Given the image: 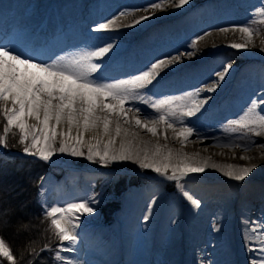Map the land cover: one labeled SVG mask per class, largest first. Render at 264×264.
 Instances as JSON below:
<instances>
[{
  "label": "bare ground",
  "instance_id": "1",
  "mask_svg": "<svg viewBox=\"0 0 264 264\" xmlns=\"http://www.w3.org/2000/svg\"><path fill=\"white\" fill-rule=\"evenodd\" d=\"M156 1L144 0L147 2L141 6L144 8L138 9L140 2L127 5L125 0H0V47L38 62L44 60L53 50L85 40L82 28L100 19L103 25H108L107 29L111 33H138L140 40L133 48L136 55L130 57L131 61L143 58L144 62L148 61L152 65L164 60L166 63L161 67L169 66L175 71L184 69L191 60L200 63L198 67L192 68L193 72L185 69L177 76L180 78L177 82L179 88L191 86L190 100H206L196 113L200 121L213 112L218 116H238L253 100L264 107V51L261 50L264 49V41L259 40V33L253 31L249 42L248 37L238 31L243 28L242 22L245 19L239 17L243 8L254 4V0H190L180 8L172 6L177 0H159L157 3L164 7L163 10L146 7L148 4H157L154 3ZM193 2L197 3L195 7ZM144 16L150 18L142 20L140 24L135 23ZM160 16L169 19H158ZM173 19L177 20L165 23ZM224 29L228 31H223ZM183 32H188L195 42L185 53L178 52L167 43L171 37L179 41ZM19 33L29 44V48L23 51L8 47L10 41ZM150 39H154V42H149ZM233 43L247 44L246 49L240 50L256 56L261 65L244 63L239 70H228L224 80L219 81L218 74L226 68L221 54L235 49L229 46ZM109 46L108 53L93 60L101 62L105 58L121 57L132 52V48L116 45L111 39L97 44L94 51ZM178 55V61L168 63L172 57ZM250 67L255 68V72L243 73ZM214 83H217L216 90L207 91ZM197 90L199 96L193 97L192 94ZM225 94L230 95L231 100L224 105L222 112L215 110ZM109 100L105 99L104 103H115ZM5 103L11 108L10 101ZM124 108H131L132 111H125L118 118L110 116L112 123L108 136L103 134L100 125L83 134V144L86 147H95L96 140L99 139V146L104 147L110 139H115V143L110 146L118 147V154L123 151L132 157L118 160L119 162L130 163L135 168H142L141 161L162 168L168 165L166 174L156 172L165 178L172 175L168 171H172L173 167L203 166L205 170L187 173L179 181L183 186H178L179 201L172 194L165 197V192L155 190L145 193L141 198L128 196L127 204L137 205L119 211L122 216L130 217L131 221L128 233L120 240L119 245H107L104 240L87 231L79 241L75 240L72 244L67 242L65 247L72 251H63V257L66 258L62 264H138L136 258L144 253L150 258L158 255L172 264H259L264 260V253L261 252L264 249V134H251L250 139L242 141L241 145L251 146L245 153L237 146L229 149L216 145L218 142L230 146L235 143L234 140L215 137L210 142L206 138H197L195 128L193 135L184 140L179 135L184 128L180 121L173 123L175 132L165 124H149V127L155 126L157 129V135L154 136L145 128H138L135 119L145 123L156 118L138 108ZM97 114L104 116L108 113L97 109ZM125 116L128 123H125ZM22 119L29 126L42 127L35 119ZM54 123L50 121V124ZM117 123L121 127L119 137L115 136ZM193 126L194 123L185 125L191 128ZM56 130L61 134L66 132L67 123L62 122ZM125 130L127 135L124 134ZM71 135L73 139L65 140L63 135H57L56 138L67 143L69 147H79L75 143L76 127L72 128ZM51 162L63 164L71 171L78 170L62 160ZM241 168L252 169L243 181H237L226 174L229 171L235 174ZM196 186H201V189L196 190ZM185 192L198 201L199 207L192 204L184 195ZM50 200L51 198L48 199ZM209 220H213L214 227L206 229L205 224ZM88 222V219L83 220L85 230L91 225ZM68 227L73 235L76 234L72 222Z\"/></svg>",
  "mask_w": 264,
  "mask_h": 264
},
{
  "label": "rangeland",
  "instance_id": "2",
  "mask_svg": "<svg viewBox=\"0 0 264 264\" xmlns=\"http://www.w3.org/2000/svg\"><path fill=\"white\" fill-rule=\"evenodd\" d=\"M158 1L159 0L154 3H157ZM143 2L144 0H125V4L127 5L139 3L140 6L137 7L138 9L144 8L141 6L147 2ZM217 2H221V0H217ZM204 3H207V1ZM196 5L197 3L193 2V6L195 7ZM146 7L152 9V5L150 4H148V6L146 5ZM163 9L164 7H162V10ZM243 9V13L239 16L245 18L242 22L243 27H248L254 32L259 33V40L264 41V23L260 22L264 20V15H261V11L264 10V0H254V4H249ZM158 19L167 20L169 18L160 16ZM177 19H173L170 22L165 23H172ZM100 22V19L96 21L94 20L82 28V31L85 33V40L73 42L67 47H61L57 50H53V52L48 54L44 60H38V62L45 64L55 62L64 63L74 58L86 56L88 53L95 50L97 44L111 39L116 45L130 49L132 48V52L121 57L115 56L109 59L105 58V61L100 60L101 62H97L93 60V58L91 60L82 61L81 67L86 72L90 71V64H98L97 70L91 73L89 79L96 80L99 83H114V81L130 79L136 75L142 74L144 71L151 70V64L148 61L144 62V60H142L143 58L135 59V61H131L130 59L131 56L136 55L133 48L139 43L140 38L137 36L138 33H133L132 35L129 33L125 34V32L111 33L108 29L98 31L97 29L103 25V22ZM152 38L154 37L152 36ZM189 38L190 35L188 32H183L179 41H177L176 38L171 37L168 39L167 43L176 48L178 52L185 53L189 50V46L191 47L195 45V42L192 40L193 37L191 36V38ZM149 42H154V39H150ZM8 47L23 51L29 48V44L28 40L19 33L16 34V36L10 41ZM241 52L242 51L240 49H229L225 51L221 54L222 62L225 66L231 64V69L236 70H239L244 63H248V65L251 63L253 65H261V62L258 58H256V56ZM251 59L254 61H251ZM199 65L200 63L198 61L191 60L188 61V64H186L184 69L181 71H175L174 68L169 66L160 67L157 69L158 75L154 76L152 83L146 88L136 90L134 93L135 99L130 97L129 101L125 103L124 106L126 108H138L142 112H146L152 117L157 118L160 113H157L151 105L158 100H170L173 102L170 107L176 110V116L169 117L170 122L176 123L180 121L182 122L180 125L183 127H185V125L187 126L188 123H194L195 126L192 128H195L194 131L198 133L197 138H206L210 142L211 138L215 139V137L222 140H234L235 143L230 146H225L224 144L218 142H216V145L219 148L227 147L229 149H234V146H237L242 152H248L251 146L241 145V143L242 141L251 138V132L246 129L239 128L232 122L240 118L250 104L247 105L248 107L245 106L243 108V112L238 116H231L227 114L224 116H218L216 112H213L206 115L204 119L200 121L197 115L191 117L182 115V110H186V107H190L193 99L190 100L191 86L179 88L177 86V82L180 78L177 76H179L180 72L185 71V69L192 70V68H196ZM254 69L255 68L253 67L247 68L243 71V73L251 74L255 72ZM230 100L231 96L225 94L222 98H220L216 108L214 109H219V111L222 112L221 109H223L224 105ZM3 104L4 102H0V118L4 120L5 124L3 133L0 137L5 138V143H0V153L3 152L4 154H8L10 156L19 155V157L22 156L23 158L39 159L38 157L25 154L24 148L31 145L32 136L29 135L24 144L19 142L22 135L20 129L15 126L8 127L7 120L2 111ZM168 108L169 106H165V109L162 111H167ZM111 116L118 118V115L115 113L111 114ZM6 127H8L7 133L5 132ZM36 135H40V133H36ZM61 141L62 140L59 138H56L54 147L57 151L50 160L44 161L50 165V168L42 176L41 181L39 182L38 197L46 213L52 207L67 208L68 205L73 203H84L93 209L91 214L81 212H75L73 214L72 224L75 225L76 228V234L74 233L76 241H79L81 237H84L85 232L88 231V233L90 232L92 235L99 237L100 240H104L107 245H111L112 247L114 245H119L120 240H122V238L128 233V228L131 222L130 217L126 218L122 216L119 211L126 207L131 209L137 205L127 204L126 199L130 195L135 198H141L145 196V193L155 190L156 192H165V197L172 194L176 196L177 201L180 199L177 182L169 180L165 178V176L161 177L153 171V169L135 168L130 163L125 164L119 162L118 160L109 159L104 162L100 160L99 156L95 155L92 160H89L87 158L89 155V147H86L85 144L79 146L81 151L84 153L83 156H72L68 152L61 153L58 151L59 146L63 143ZM10 142L14 145L21 146L22 150L20 151L9 148L8 143ZM98 149L101 154L106 150L105 146H99ZM96 150L97 148L94 147L93 152ZM107 151L109 152V157L114 154L118 155V147L109 146ZM54 160H62L64 163L67 162L76 167L78 170L71 171L65 168L66 166L63 164L52 163L51 161ZM168 172L171 173L172 171L169 170ZM196 187V190L201 189V186ZM49 198H51L50 201H48ZM84 219H88V223H91L88 228L89 230H85L83 228ZM212 222L213 220H209V222L205 224V228L210 229L212 226L214 227ZM66 244L67 241H64L63 243L60 242L58 249L55 251V264H62L63 262V260L55 259L57 252H59V255L63 259L66 258L63 257L65 254H63V251L61 250ZM136 259L138 264H172L166 259L161 257L159 258L158 255H154V257L150 258L147 253L142 254Z\"/></svg>",
  "mask_w": 264,
  "mask_h": 264
},
{
  "label": "snow or ice",
  "instance_id": "3",
  "mask_svg": "<svg viewBox=\"0 0 264 264\" xmlns=\"http://www.w3.org/2000/svg\"><path fill=\"white\" fill-rule=\"evenodd\" d=\"M190 0H177L172 6L183 7L188 4ZM152 9L162 10L161 4H153ZM261 15H264V10L261 11ZM150 17L144 16L141 19L135 21L136 24H140L142 20H147ZM264 23V20L260 21ZM107 24L101 25L98 31L106 30ZM223 31H228L224 29ZM241 33L248 37L249 42L253 36V30L248 27L238 29ZM194 46V45H193ZM235 49H246L247 44L233 43L229 45ZM264 51V49H261ZM110 51L109 47H102L98 51L88 53L86 56L74 58L64 63L55 62L51 64H45L40 62H33L30 58H24L19 54H14L11 50L0 47V102H11V108L7 107L6 103L3 105L2 111L7 120L8 127L15 126L20 129L21 137L20 143L24 144L28 136H32V142L30 146L24 148L25 154L29 156L38 157L42 161H48L57 151L54 147V142L57 135H63L65 140L73 139L71 132L72 128H77V136L75 137L76 145L83 144V134L98 128L102 125L103 134L109 135V126L112 123L110 116L115 113L122 115L125 111H132L131 108L125 110L124 105L131 98L135 99L134 93L136 90L146 88L152 83L155 75H158L157 69H159L166 62L164 60L159 61L151 65V70L144 71L142 74L136 75L130 79H122L115 83H99L96 80L89 79L92 72H95L98 68L96 64H90V71L86 72L82 69V61L91 60L92 58L102 57L104 54ZM179 60V55L172 57L168 63H172ZM23 66V71H21ZM231 64L227 65L225 70L218 74L219 81H223L228 70L231 69ZM34 70V71H29ZM217 83H214L207 89L209 92L216 90ZM193 97L199 96V90L194 92ZM105 99H110L115 103H104ZM56 101V103H53ZM172 101L170 100H158L151 107L160 115L156 119L149 120L142 123L138 118L135 119V125L139 128H145L152 135H157V129L155 126L149 127V124L156 125L157 123L165 124L168 128L176 131L173 123L169 121V117L176 116V110L171 108ZM205 101H197L193 99L190 107H186V110H182L184 116H195ZM165 106H169L167 111H162ZM97 109L100 112H106L107 115L100 116L97 114ZM259 109V110H258ZM138 111V110H137ZM22 117H28L35 119L37 124L42 126L37 128L36 125L29 126L26 124L25 119ZM125 123H128V119L124 117ZM50 121H54V124H50ZM65 122L68 125V130L64 133H58L57 127ZM241 129H246L254 136H261L264 134V107L260 103L253 100L245 113L238 119L232 122ZM8 127L5 128L7 133ZM82 128V131L80 129ZM36 131H39L40 135H36ZM121 134V127L117 123L115 127V136L119 137ZM127 135V131L124 132ZM133 135H135L133 133ZM179 135L187 140L193 135V128L184 127L180 130ZM95 139V138H94ZM0 143H5V138L0 137ZM115 143V139H110L108 144L105 145V151L101 154L98 149L100 140H96L95 147L97 150L93 152L92 145L88 148V159L92 160L93 156H99L101 161L107 160H128L132 157L124 154L121 151L118 155H112L109 157L108 147ZM264 146V145H262ZM123 148V145L121 146ZM34 149V150H33ZM58 151L61 153L68 152L72 156H83L84 153L79 147H69L67 143H62ZM159 151V148L157 149ZM147 159V157H146ZM243 159V157H242ZM142 168H152L153 171L162 175L166 174L168 165H164L163 168L156 166L152 163L140 162ZM214 166V165H213ZM231 168V166H229ZM205 169L203 166H188L183 168L173 167L172 175L167 176V179L176 181L179 187H183L179 184V181L183 179L187 173L203 172ZM252 171L251 168H241L235 174L231 171L226 173L237 181H243ZM180 172V175H177ZM192 204L199 207L198 201L193 199L188 193H184ZM75 212L89 213L93 212L87 204L73 203L68 205L67 208L52 207L46 215L50 218L51 228L54 230L56 236L60 241H64L72 244L75 242L76 237L72 234L68 225L72 222V216ZM75 225H73L74 227ZM62 251H72L71 248L64 247ZM264 253V249H261ZM0 256L5 257L8 261L13 262L14 257L6 245L3 239H0ZM56 260H63L56 253ZM259 264H264V260H261Z\"/></svg>",
  "mask_w": 264,
  "mask_h": 264
},
{
  "label": "trees",
  "instance_id": "4",
  "mask_svg": "<svg viewBox=\"0 0 264 264\" xmlns=\"http://www.w3.org/2000/svg\"><path fill=\"white\" fill-rule=\"evenodd\" d=\"M0 119L1 136L5 123ZM8 147L22 150L11 142ZM7 156L0 153V238L15 264H55L54 253L61 241L38 197L39 182L50 165L39 159ZM0 259L1 264H13L5 257Z\"/></svg>",
  "mask_w": 264,
  "mask_h": 264
},
{
  "label": "water",
  "instance_id": "5",
  "mask_svg": "<svg viewBox=\"0 0 264 264\" xmlns=\"http://www.w3.org/2000/svg\"><path fill=\"white\" fill-rule=\"evenodd\" d=\"M1 239V238H0Z\"/></svg>",
  "mask_w": 264,
  "mask_h": 264
}]
</instances>
